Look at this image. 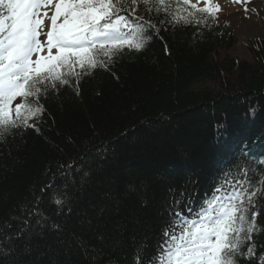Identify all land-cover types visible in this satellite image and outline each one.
<instances>
[{
    "label": "trees",
    "instance_id": "obj_1",
    "mask_svg": "<svg viewBox=\"0 0 264 264\" xmlns=\"http://www.w3.org/2000/svg\"><path fill=\"white\" fill-rule=\"evenodd\" d=\"M196 15L203 24L152 31L143 49L125 46L78 84L66 77L41 96L42 113L28 119L35 127L0 125V264H148L169 222L170 189L187 187L202 204L225 172L244 178L254 168L264 191V37L248 44L247 61L222 57L229 31L214 12ZM256 201L259 246L264 197ZM33 205L40 214L25 226Z\"/></svg>",
    "mask_w": 264,
    "mask_h": 264
},
{
    "label": "snow or ice",
    "instance_id": "obj_2",
    "mask_svg": "<svg viewBox=\"0 0 264 264\" xmlns=\"http://www.w3.org/2000/svg\"><path fill=\"white\" fill-rule=\"evenodd\" d=\"M198 3L177 0L180 7L173 11L170 0H0V125L35 127L28 119L42 113L41 96L69 85L66 77H75L78 84L92 70L107 68L125 46L143 49L152 31L181 23L203 24L196 13L211 16L216 9L209 0H203L204 7ZM42 6L54 7L50 17L46 12L41 15ZM45 17L50 24H45ZM77 67L80 71L73 70ZM30 97L33 103L28 102ZM17 98L16 119H12L11 104ZM23 113L27 115L21 119ZM241 153L248 155L246 149ZM74 166V162L61 165L60 177L70 174ZM249 170L244 178L233 175L231 169L225 172L220 186L202 204L187 187L170 189L169 222L148 264H238L241 257L250 264H264V245L253 242V234L260 231L258 213L253 210L249 216L256 197H264V191L255 187ZM55 179L41 192L48 193ZM50 198L57 206L65 202L54 189ZM40 199L36 197L37 205ZM37 205L27 212L25 226L40 214Z\"/></svg>",
    "mask_w": 264,
    "mask_h": 264
},
{
    "label": "rangeland",
    "instance_id": "obj_3",
    "mask_svg": "<svg viewBox=\"0 0 264 264\" xmlns=\"http://www.w3.org/2000/svg\"><path fill=\"white\" fill-rule=\"evenodd\" d=\"M209 2L217 10V25L220 28H227L233 39V45L227 51H220V56L240 61L249 60L248 44L264 37V0H209ZM198 5L205 6L203 0H200ZM43 10L50 17L54 7H43ZM44 19L45 24H50L47 17ZM40 39L44 40L45 37L41 36ZM16 103L18 102L15 101L12 105V112H15Z\"/></svg>",
    "mask_w": 264,
    "mask_h": 264
}]
</instances>
